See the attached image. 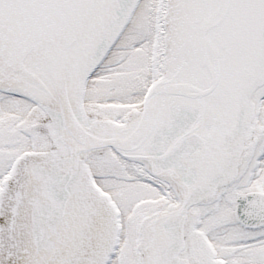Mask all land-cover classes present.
I'll list each match as a JSON object with an SVG mask.
<instances>
[{
  "label": "snow or ice",
  "instance_id": "obj_1",
  "mask_svg": "<svg viewBox=\"0 0 264 264\" xmlns=\"http://www.w3.org/2000/svg\"><path fill=\"white\" fill-rule=\"evenodd\" d=\"M0 264H264V0H0Z\"/></svg>",
  "mask_w": 264,
  "mask_h": 264
}]
</instances>
